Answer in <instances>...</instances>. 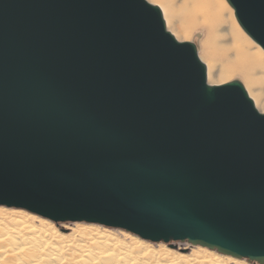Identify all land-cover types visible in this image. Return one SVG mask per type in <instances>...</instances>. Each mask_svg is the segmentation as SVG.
Wrapping results in <instances>:
<instances>
[{"label": "water", "instance_id": "95a60500", "mask_svg": "<svg viewBox=\"0 0 264 264\" xmlns=\"http://www.w3.org/2000/svg\"><path fill=\"white\" fill-rule=\"evenodd\" d=\"M0 206L264 264V113L147 0H0Z\"/></svg>", "mask_w": 264, "mask_h": 264}, {"label": "bare ground", "instance_id": "6f19581e", "mask_svg": "<svg viewBox=\"0 0 264 264\" xmlns=\"http://www.w3.org/2000/svg\"><path fill=\"white\" fill-rule=\"evenodd\" d=\"M157 1L162 3L168 22L174 23V26H177L186 38L190 36L191 29L197 24H201L208 34L216 35L219 32V26L227 22L224 10L219 7V0H184L181 5H176L171 0ZM229 16V21L233 23L230 12ZM185 22L189 24L186 25ZM231 37L236 44L240 43L239 32L233 25ZM236 55V64L229 70L230 73L244 70L242 59L250 64L253 63L254 66L260 65L259 58L251 54L249 47L245 45L237 46ZM208 57L213 64L218 61L214 51L212 54L209 53ZM213 66L208 69L209 78ZM255 97L256 103L260 99L264 100V89L257 91ZM23 210L5 208L0 210V264H159L160 262L157 261L161 257L164 258L161 260L165 264H227L224 259L216 258L203 249L205 247L199 248V252L192 258H187L185 255L178 257L170 252L160 256L149 243L129 235L131 239L127 243L125 239L115 236L110 227L106 226L101 230L99 226L83 224L74 228L70 235L54 236L56 232L51 223L41 220L39 223L42 227L38 229L27 218L30 212ZM53 237L57 238V243H52ZM229 260L234 264H244L238 260L256 263L234 257Z\"/></svg>", "mask_w": 264, "mask_h": 264}, {"label": "rangeland", "instance_id": "374dc122", "mask_svg": "<svg viewBox=\"0 0 264 264\" xmlns=\"http://www.w3.org/2000/svg\"><path fill=\"white\" fill-rule=\"evenodd\" d=\"M150 4L157 6L161 9L163 13L164 20L166 22L167 30L171 32L174 37L179 42H189L196 45L198 50V55L200 60L206 65L207 67V78L208 83L213 86H219L224 85L233 81H239L243 84L245 87L249 97L254 101L256 108L261 112L264 113V100L260 99L257 102V99L255 97V93L259 91L260 89H264V50L258 46L247 34L243 31V29L238 24L234 10L228 5L226 0H219V7L224 10L227 20L226 23L222 24V26H219V32L216 35H210L207 33V31L203 28L201 24H197L193 26L191 29V34L189 37L183 36V34L178 30L177 26H174V23L168 22V19L166 17V14L163 12V7L161 6L162 3L157 0H147ZM176 5H181L184 0H171ZM229 12L231 13V19L233 23H231L228 19ZM230 17V16H229ZM187 20V19H186ZM189 21V20H187ZM186 25L189 24V22H185ZM232 25L234 26L235 30L239 32L240 36V43L236 44L231 37V29ZM185 26V25H184ZM245 45L249 47V51L251 54L256 55L259 58L260 65L254 66L253 63L250 64L248 61L242 59V65L244 66L243 71H236L234 73H230L229 70L234 68L235 62L237 60V46ZM214 51V55L218 58V61L216 63H212L211 59H209L208 55L209 53L212 54ZM211 71V77H208V69L212 66ZM251 81V82H250ZM253 83V84H252ZM2 208L9 209V210H16L15 208H6L3 206H0V210ZM22 210V209H20ZM24 211V210H23ZM29 213V212H28ZM30 215L27 216L31 224L33 223L38 229L42 227L39 223L41 220H45L52 224V226L55 228V234L57 235H70L72 233V230L76 227H79L81 225H89V226H99L101 230H103L104 226H100L98 224H89L85 222H54L45 218H42L40 216L34 215L32 213H29ZM106 228V227H105ZM112 233L119 237L120 239L124 240L125 242H129L131 237H136L138 240L144 241L149 243L152 249H155L160 256H164L166 252H170L174 254L175 256H182L185 255L187 258L191 257L199 252V248L193 246L188 242H180V241H173L171 240L169 243L159 242V243H153L151 241L143 240L142 238H139V236H136L130 232H127L122 229H115L110 228ZM129 235V236H128ZM52 243H57V238L53 237L51 238ZM207 250V252H210L211 255L213 254L216 258H221L226 261L227 264H234L233 261L229 260V258L224 256L217 251L209 250L207 248H203ZM208 254V253H207ZM161 259H164L161 257ZM158 260L157 262H160L159 264H165L162 260ZM242 261L244 264H256L251 263L247 260H238ZM241 264V263H240Z\"/></svg>", "mask_w": 264, "mask_h": 264}]
</instances>
